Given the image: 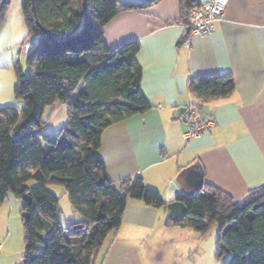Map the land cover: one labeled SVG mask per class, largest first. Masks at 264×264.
<instances>
[{"label":"trees","instance_id":"1","mask_svg":"<svg viewBox=\"0 0 264 264\" xmlns=\"http://www.w3.org/2000/svg\"><path fill=\"white\" fill-rule=\"evenodd\" d=\"M11 1L0 0V29ZM159 1L119 8L120 0H86V26L84 0L22 1L28 38L36 40L26 69L14 66L15 96L24 100V107L0 108V208L9 193L19 198L29 193L33 201L22 210L29 218L26 224L23 219L26 251L21 264H95L107 239L118 233L129 201L167 207L142 176L125 177L116 187L99 154L107 128L153 108L142 89L139 41L110 49L104 28L120 10H146ZM179 4L186 26L200 4ZM188 90L200 114L207 103L229 98L236 85L230 74L201 75L190 79ZM65 103L66 126L47 134V110L52 108V116ZM50 185L65 189L80 220L61 225L60 198ZM180 200L188 213L180 220L169 218L168 225L192 228L201 236L217 225L218 255H230L228 264H264V186L237 202L204 182L199 194Z\"/></svg>","mask_w":264,"mask_h":264},{"label":"crops","instance_id":"2","mask_svg":"<svg viewBox=\"0 0 264 264\" xmlns=\"http://www.w3.org/2000/svg\"><path fill=\"white\" fill-rule=\"evenodd\" d=\"M22 1L12 0L6 12L0 29V62L5 55L14 60L28 44L34 46ZM213 1L198 0L200 6ZM120 2L119 8L141 0ZM104 31L110 49L139 41L142 89L153 106L103 133L99 154L116 187L125 177L142 176L167 204L170 183L196 161L203 167L204 182L237 202L264 186V0H230L208 36L187 37L179 0H160L146 10H120ZM220 74L233 76L235 92L207 103L200 116L212 120L213 126L185 139L188 126L175 115L195 102L188 90L190 79ZM164 219H169L167 207L129 201L118 233L107 239L95 264H143L135 237Z\"/></svg>","mask_w":264,"mask_h":264},{"label":"rangeland","instance_id":"3","mask_svg":"<svg viewBox=\"0 0 264 264\" xmlns=\"http://www.w3.org/2000/svg\"><path fill=\"white\" fill-rule=\"evenodd\" d=\"M36 40L30 39V44ZM26 69V57L18 54L13 60L5 55L0 62V108L13 106L21 110L24 100L15 96L17 74L14 66ZM52 108L46 112V120L50 118L46 133L53 135L66 126L68 121V104L57 105L54 113ZM30 186L37 182L30 181ZM49 190L60 198L61 213L58 219L62 226L82 217L75 213L65 189L59 185H50ZM25 201L9 193L7 200L0 208V264H21L26 251L23 208ZM114 234L110 237L113 238ZM220 230L213 225L209 232L201 236L192 228L168 225L164 219L159 226L138 234L135 242L140 248L143 264H228L230 255H218L217 239Z\"/></svg>","mask_w":264,"mask_h":264},{"label":"built area","instance_id":"4","mask_svg":"<svg viewBox=\"0 0 264 264\" xmlns=\"http://www.w3.org/2000/svg\"><path fill=\"white\" fill-rule=\"evenodd\" d=\"M229 2L230 0H215L193 9L188 24L186 25L188 32L187 37L191 34H200L203 36L213 34L216 29V23L221 21ZM189 40V38L185 40L187 45H190ZM32 48V45H26L22 50V55L26 57ZM25 74H27V72H25ZM181 118L188 126L184 133V138L187 140L208 132L213 126L212 120L204 119L200 116L197 112L195 102H192L186 108V111Z\"/></svg>","mask_w":264,"mask_h":264},{"label":"water","instance_id":"5","mask_svg":"<svg viewBox=\"0 0 264 264\" xmlns=\"http://www.w3.org/2000/svg\"><path fill=\"white\" fill-rule=\"evenodd\" d=\"M86 0H84V11H85V26L87 24V12H86ZM35 11V9H34ZM186 108L182 107L177 110L175 118H181L185 113ZM204 171L201 163L199 161L194 162L190 166L184 168L175 179L170 183L166 202L167 209L169 210V218L172 220H180L184 218L188 209L184 202L180 199L182 198H192L199 194L204 187ZM23 200L29 205L32 204V198L30 194L27 193L23 196ZM25 224L28 221L29 213H23Z\"/></svg>","mask_w":264,"mask_h":264}]
</instances>
